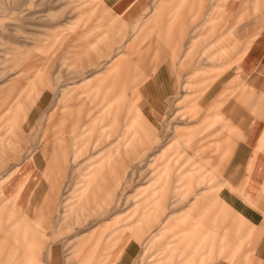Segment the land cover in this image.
<instances>
[{"label":"rangeland","instance_id":"1","mask_svg":"<svg viewBox=\"0 0 264 264\" xmlns=\"http://www.w3.org/2000/svg\"><path fill=\"white\" fill-rule=\"evenodd\" d=\"M116 1L0 0V264H10L3 258L12 245L23 264H212L192 238L188 249L180 242L181 223L205 210L220 228L215 250L230 242L227 226L245 219L258 226L256 249L264 253V206L241 194L235 176L230 184L229 170L209 153H196L197 141L220 127L206 119L213 100L200 102L194 118L184 101L218 72L220 60L208 55L236 24L237 40L251 42L240 62L248 74L264 0L257 10L256 0ZM231 47L222 88L243 51ZM247 96L237 151L251 124ZM33 160L23 201L40 186L22 206L28 179L20 176L33 171L26 169ZM12 182L17 190L7 196ZM96 232L100 244H86ZM226 251L216 264H230Z\"/></svg>","mask_w":264,"mask_h":264},{"label":"crops","instance_id":"2","mask_svg":"<svg viewBox=\"0 0 264 264\" xmlns=\"http://www.w3.org/2000/svg\"><path fill=\"white\" fill-rule=\"evenodd\" d=\"M135 3L133 4L134 7ZM260 3V1L256 0L253 5V10H257ZM120 4L123 6V0H117L115 5ZM247 11L248 10L244 7L243 13H241V18ZM234 29L230 28L227 32H225L221 36L219 42L215 45L216 48L212 51V55H208V58L211 61L220 60L221 64L220 66H217L218 72H215L216 74L213 76L206 75L207 78L204 80L202 79L199 82V84L202 85L201 87H196V85H194L191 96H188L190 94L184 96V101L190 105L187 114H190V116L194 118L198 116L201 110L202 105L200 102H204L209 99L213 100L209 107L206 108V119H212L209 121L208 126L214 124L218 125V123H220V127L197 141L198 145H196V153L200 155L209 153L211 155V159L217 160L216 164L214 163L215 167L222 166L229 170L228 172H225V174H227L226 176H228L230 184L232 182V177L235 176L236 180L243 184V186L240 187L241 194H243L245 198L250 199L247 195L249 194L253 200H259L260 206H264V149H259L258 152L256 149L260 146V143L262 144L264 142V32L262 33L261 38H259L257 44H255L252 47L253 49H251L250 60L247 66L248 75L242 71L243 68L241 67L240 62L246 51L249 49L251 42L241 44L233 32ZM231 45H235L238 51H243L242 55H240L235 62L239 66L237 75L233 79L231 78L230 80H226L225 82H228V85L222 88V84L219 85L217 79L221 72L229 69L228 66L232 64V62L228 59L233 50ZM212 48L213 47H208V49H204V54L205 50L209 52ZM160 66L157 67L156 73L162 71L160 70L162 68ZM206 72L207 71L203 69V74H206ZM247 77L249 86L250 84L253 86L250 92H248L249 86H247L243 91L240 90L242 86L239 87L240 78ZM173 83L174 88L176 89V82H172V87ZM150 86L151 84L148 82L147 88H150ZM183 88L189 89V83L183 85ZM247 93H249L248 96ZM246 96L248 98L247 110L253 114H247L248 120L251 121L249 126L250 128L246 139L242 140L241 138L237 141L239 145H242V149L237 151L235 128L238 129L239 127L240 129L242 127V125L237 121V116L246 112L244 107ZM178 141L179 140L175 143H179ZM188 141L189 140L186 142ZM201 145L202 147H200ZM174 146L178 148L175 144ZM33 165H38V163L33 160V162L27 166L28 168H26L28 170L32 169L33 171L26 175L27 177L25 175L23 177V174L20 176L19 182H22V180L26 178L28 179H26L27 181L25 187L22 189L17 200L22 206H27L30 203L35 190L40 186V182H38L39 184H37L33 189L29 201L27 199V194L26 202L28 201V204H26L22 198L26 197V190L29 185V181H32L35 177ZM36 167L38 169V166ZM213 180V178H210L208 180H203L202 183L207 184L208 182L209 184V182H212ZM17 184L18 183L14 184V182H12L11 184L6 185L5 192L7 196H13L15 194L18 187ZM210 188H212L210 185L206 187V189ZM223 196L229 199L231 193L228 195L225 193ZM261 200L263 201L261 202ZM205 211L206 213L203 212L199 216L192 217L190 222L187 220V227H184V223H181L182 230L180 232L186 234L187 237V239L183 236L180 237L182 246L185 241H187L188 244L187 246L185 245L187 249L191 246V244H195L197 246V248L195 247L197 249L196 253L198 255H206V260H211L212 264H216L219 261L217 260L218 254L221 255L227 252V247H230L232 250V257L229 259L230 264H254L256 260L264 264L263 250L259 251V249H256L257 239L261 237V235L256 234V231L258 230V226L256 224L248 223L245 219H238L237 221H234L233 227L229 224V226H227V235H225V239L229 235L231 238L230 242L227 241L223 245L225 247H222V250H215L220 228L218 226L217 219L213 217V210ZM184 229H186L187 232H185ZM191 238L193 241L189 240ZM195 238L196 242L194 241ZM189 241H192L191 244H189ZM252 245L255 246V252L252 248H250ZM201 249H203L202 252ZM236 260L238 262H236Z\"/></svg>","mask_w":264,"mask_h":264},{"label":"bare ground","instance_id":"3","mask_svg":"<svg viewBox=\"0 0 264 264\" xmlns=\"http://www.w3.org/2000/svg\"><path fill=\"white\" fill-rule=\"evenodd\" d=\"M245 98V97H244ZM230 128V127H229ZM231 130V129H230ZM229 130V131H230ZM233 131V130H232ZM228 133V132H227ZM231 133V132H230ZM226 135V134H225ZM235 149V148H234ZM236 152V151H235ZM233 154V153H232ZM232 157V156H231ZM231 159V158H230ZM97 178V176H94V180ZM93 187V186H92ZM101 189V188H100ZM163 201V200H162ZM161 201V202H162ZM161 209V208H160ZM132 237V236H131ZM134 239H135V237H134ZM101 240H102V237H101V235H99L97 232L96 233H94L89 239H88V241H87V243L86 244H88V245H92L93 247H97L99 244H100V242H101ZM243 242V241H242ZM129 243H130V241H129ZM133 243H136V242H133ZM125 246H126V248H129V246H130V244H129V246H128V244L126 243L125 244ZM132 246V245H131ZM130 246V247H131ZM135 247V246H134ZM10 252L8 253V254H5V256H4V260L5 261H7V262H9L10 264H23V262H22V260L20 261V256L16 253V251H15V247H14V245H12V246H10ZM15 248V249H14ZM136 248V247H135ZM244 258V257H243ZM245 258H246V256H245ZM247 259H248V257H247ZM238 260V259H237ZM236 260V262H238ZM245 261V260H244ZM248 261V260H247ZM236 264V263H235ZM238 264H240V263H238ZM246 264V263H245Z\"/></svg>","mask_w":264,"mask_h":264}]
</instances>
